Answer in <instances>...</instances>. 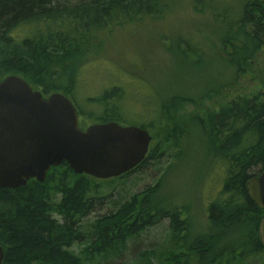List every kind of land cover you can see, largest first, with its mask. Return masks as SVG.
I'll return each mask as SVG.
<instances>
[{"label":"trees","instance_id":"obj_1","mask_svg":"<svg viewBox=\"0 0 264 264\" xmlns=\"http://www.w3.org/2000/svg\"><path fill=\"white\" fill-rule=\"evenodd\" d=\"M174 5L175 0H0V83L16 75L45 97L61 93L70 98L85 124L86 120L93 124L122 123L132 106L124 103L118 87L99 98H84L88 99V110L78 107L75 88L79 80L83 81L82 70L89 62L88 56L83 57L95 46H116L105 36L111 27L146 17L158 20L161 14L170 15ZM233 29L237 33L230 29L219 41L217 53L220 59V55L225 56L230 78L220 79L216 87L205 88L203 93L200 90L197 96L185 92L160 97L157 113L137 124L150 132L153 147L134 170L98 180L75 174L63 163L51 168L44 182L33 179L17 189L0 188L3 264L115 261L129 250L131 241L165 219L170 220L172 246L158 259L160 262L162 258L159 264H245L264 251L259 236L264 210L251 200L247 189L248 181L264 169V78L261 91L252 96L225 97V89L234 87L264 50V0H246ZM179 47L185 49V41ZM192 49L204 55L197 41ZM208 100L213 101L210 109L205 108ZM190 105L205 109L187 116L184 111ZM96 109L98 113L93 111ZM192 140L212 152L206 175L213 169L214 180H224L220 191L227 199L212 204L207 213L208 226H215L212 235L194 237L186 212L158 197L160 182L111 207L107 205L110 210L106 214L94 215L110 198L102 195L106 185L165 156L176 162L186 154ZM236 228L243 229L240 240ZM234 231L238 234L233 235ZM191 238L193 245L188 243ZM154 258V253L146 254L142 263L156 264Z\"/></svg>","mask_w":264,"mask_h":264},{"label":"rangeland","instance_id":"obj_2","mask_svg":"<svg viewBox=\"0 0 264 264\" xmlns=\"http://www.w3.org/2000/svg\"><path fill=\"white\" fill-rule=\"evenodd\" d=\"M245 1L175 0V9L170 11V15L161 14V19L151 20L146 17L130 25L111 27L105 36L112 38L116 46L110 43L105 44L104 48L95 46L83 57L85 60L88 56L89 62L85 63L82 70L83 81L79 80L75 88L78 107L88 110V99L84 98H99L107 90L118 87L125 97L124 103L132 106V111L124 114V121L120 124L138 126L141 121L148 120L153 112L157 113L156 102L158 100L160 103V97L166 99L173 94L185 92L197 96L200 90L202 92L205 88L216 87L220 79H229L231 70L224 62L225 56L220 55L222 60L217 55L221 49L219 41L230 29L237 33V29L233 28L242 17ZM181 41H185V49L179 47ZM196 41L204 50V55L194 53L192 47ZM184 50L189 52L185 54ZM251 62V68L238 78L236 85L225 89V97L252 96L261 91L264 50ZM148 96L153 99L150 101ZM212 103L208 100L205 108H212ZM204 109L190 105L184 114L197 115L203 113ZM93 123L86 120L85 124L80 118L82 128ZM211 155L212 152L205 145L192 140L186 154L176 162L165 156L121 181L106 185L102 195L110 198L104 202L102 210L94 215L106 214L110 210L108 206L111 207L114 202H121L160 182L161 195L158 197H163L166 203L186 212V219H189L195 232L194 237L212 235L210 232L215 231V226H208V209L215 202H224L227 197L223 190L220 191L224 180L215 181L213 169H209L206 175ZM217 173L220 174L219 171ZM235 227L244 225L236 224ZM236 229L240 232L237 240H240L243 229ZM170 234V220L165 219L131 241L129 250L124 251L121 258L115 261L101 259L99 264H143L146 254L150 253H154V262L159 264L162 261V258L158 261L161 255L171 249ZM232 234L238 233L234 231ZM188 243L193 245L194 239L191 238ZM75 250L81 253L78 246ZM245 264H264V251L259 256L250 257Z\"/></svg>","mask_w":264,"mask_h":264},{"label":"water","instance_id":"obj_3","mask_svg":"<svg viewBox=\"0 0 264 264\" xmlns=\"http://www.w3.org/2000/svg\"><path fill=\"white\" fill-rule=\"evenodd\" d=\"M152 141L147 129L134 125L108 122L82 128L70 98L61 93L45 97L19 76L0 83V188L17 189L33 179L44 182L48 171L63 163L78 175L117 178L146 159ZM247 189L264 210V169ZM259 236L264 247V218ZM4 257L0 245V264Z\"/></svg>","mask_w":264,"mask_h":264},{"label":"bare ground","instance_id":"obj_4","mask_svg":"<svg viewBox=\"0 0 264 264\" xmlns=\"http://www.w3.org/2000/svg\"><path fill=\"white\" fill-rule=\"evenodd\" d=\"M48 32V31H47Z\"/></svg>","mask_w":264,"mask_h":264}]
</instances>
